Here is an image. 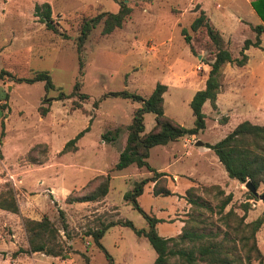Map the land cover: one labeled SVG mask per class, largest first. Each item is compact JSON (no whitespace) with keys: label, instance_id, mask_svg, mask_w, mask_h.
I'll use <instances>...</instances> for the list:
<instances>
[{"label":"rangeland","instance_id":"obj_1","mask_svg":"<svg viewBox=\"0 0 264 264\" xmlns=\"http://www.w3.org/2000/svg\"><path fill=\"white\" fill-rule=\"evenodd\" d=\"M41 1L51 4L56 32L33 13L34 4ZM120 1L0 0V188L11 186L19 205L17 212L0 208V264H84L83 253L91 262L105 264L108 259L87 234L90 229L119 218L148 228L147 217L123 194L136 181L152 175V171L136 163L111 170L124 146L132 110L141 103L107 93L125 88L147 97L156 82H164L165 113L191 126L194 116L189 101L195 90L205 84L209 52L195 42L198 53H193L181 27L190 32L191 20L200 8L204 9L220 29L227 46L238 56L244 39L256 37L245 20L262 22L259 14L251 10L250 0H123L132 10L122 26L102 33V21L98 22L78 51L76 35L82 18L102 10L117 11ZM260 37V46L245 49L248 60L244 65L224 64V84L217 94V109L208 100L202 106L205 127L150 148L148 163L167 173V185L175 194H153V182L148 180L136 198L148 214L159 218L155 228L164 236L178 233L176 219L184 224L198 213L195 224H206L198 228L225 229L215 208L219 196L215 189L204 186L219 184L225 193L232 192L224 212L232 207L242 214L239 205L248 200L250 207L244 221L263 217L255 233L263 259H253L252 264H264V201L260 196L248 198L245 182L229 177L205 143L222 138L243 119L264 124V32ZM40 69L48 70L55 88L46 90L42 80H16L17 76H29ZM76 81H80L78 91L86 93V97L75 93L53 98L49 110L45 114L39 112L40 104L47 105L42 101L44 94L54 97L60 90L69 94ZM73 99L82 100L86 112L74 108ZM143 119L144 131H148L154 124V113L144 110ZM87 125L89 129L76 141L77 148L62 152L65 142ZM116 126L121 127L116 139L102 138L104 131ZM197 140L202 143L196 144ZM37 142L47 143V159L39 163L26 161V152ZM42 155L39 151L38 157ZM98 173L110 174L109 189L102 198L65 202L70 190L80 189ZM190 185L215 206L213 210L206 205L195 207L187 201L185 191ZM262 189L261 184L257 191ZM59 207L65 211L70 233L68 237L61 229L59 235L64 245L70 244L67 257L20 251L28 246L25 220L47 214L60 227ZM200 219L204 223L197 221ZM101 242L116 264H152L156 256L148 239L130 225H110Z\"/></svg>","mask_w":264,"mask_h":264},{"label":"trees","instance_id":"obj_2","mask_svg":"<svg viewBox=\"0 0 264 264\" xmlns=\"http://www.w3.org/2000/svg\"><path fill=\"white\" fill-rule=\"evenodd\" d=\"M251 4L259 14L262 22L249 23L250 28L256 32V37L254 40L250 38L244 39L238 56L234 55L227 46L220 29L204 9L200 8L199 12L191 20L190 32L185 26L181 27L184 40L193 53H198L195 42H200L209 52V57L206 61L209 65V70L205 84L195 90L189 101L194 116L193 125L185 126L165 113L163 94L167 85L163 82H156L147 97L128 91L125 88L107 93L129 97L141 103L132 110L131 119L126 125L127 132L124 146L119 151L118 158L112 165L111 170L121 169L130 163H136L138 166H146L152 171V175L136 181L133 187L123 194L126 200L132 202L133 206L147 217L148 228L137 227L130 219L119 218L106 223L101 222L99 227L92 228L87 232V234L92 236L93 242L97 247L105 253L108 259L105 264H116L112 255L101 242V237L105 230L115 223L130 225L138 235H144L148 239L156 252L152 264H252L253 259L262 261L263 253L256 243L255 235L263 222L262 215H258L252 220L244 221L250 207L248 200L241 202L239 205L243 210L242 214H237L232 207H229L224 212V207L232 198V192L225 193L219 184H211L204 186V188L215 189V194L219 196V202L214 207L216 212L219 213L221 221L226 226L223 230L209 229L206 231L200 229L201 227L204 228L206 224L204 226L195 224L196 219L199 218L198 213L197 215L192 214L193 216L189 219L192 222L191 225H188L189 220H186L180 232L176 235H161L155 228L159 218L148 214L136 199L143 191V186L148 180L153 182L151 188L153 194L167 195L174 193L167 185V173L155 169L148 163L149 150L155 144H164L184 135L195 134L205 127V113L202 110V106L208 100L211 107L217 109V94L221 91L224 84V64L229 62L238 66L244 65L248 60L245 49L250 45L260 46L261 44L260 36L264 32V0H251ZM131 10V6L122 0L119 2L117 11L102 10L94 15L84 16L76 35L77 50H82L84 41L91 28L98 22L102 21L101 32L109 33L115 28L122 26ZM33 13L47 28L55 32L58 30L56 21L53 19L51 4L48 1L36 2ZM82 66L83 63L80 57L79 68L81 71ZM16 80L26 82L42 80L46 90L55 88L51 75L46 69L37 70L29 76H17ZM79 86L80 81H76L73 90L69 94L61 90L54 97L44 94L42 101H46L47 105L40 104L38 106L39 112L45 114L49 110V103L53 98L62 99L75 93L79 94L80 97H86V93L78 91ZM73 107L80 108L83 112H86L82 100L73 99ZM144 110H150L154 113V124L148 131H144ZM91 120L92 116H90L89 122ZM88 129L89 125L68 139L61 151L76 149L77 139ZM120 131V126L107 129L103 132L102 138L107 141L114 140ZM205 144L216 154L229 177L236 178L242 183L250 180L256 191L248 190V198H258L260 196L264 201V124L255 123L248 119L240 120L222 138L212 143L206 142ZM39 151L43 153L42 157H38ZM47 157V143L37 142L26 152L25 159L31 163H39L47 159ZM109 182V173H98L91 177L80 189L70 190L64 200L67 203L98 200L108 192ZM261 184L263 189L258 192L257 189ZM196 188L193 185L186 188L185 196L187 201L195 207L206 205L210 210H213L214 207L195 192ZM0 208L13 212L19 210L18 201L11 186L6 185L4 188H0ZM58 215L60 227L47 214H43L38 219L27 218L25 220V229L28 246L19 250H24L25 252L40 251L52 256L67 257L70 244L64 245L59 238L61 229L66 236H70L68 221L63 208H58ZM197 221L204 223L203 219ZM17 251L18 249L13 251L12 254L17 253ZM83 255L84 264H99L91 262L89 256L85 253Z\"/></svg>","mask_w":264,"mask_h":264},{"label":"crops","instance_id":"obj_3","mask_svg":"<svg viewBox=\"0 0 264 264\" xmlns=\"http://www.w3.org/2000/svg\"><path fill=\"white\" fill-rule=\"evenodd\" d=\"M250 4H251V0H250ZM251 10L253 11V12H255L256 14H258L256 11H255V9L253 8V6H252V4H251ZM242 16H239V19L240 20H242ZM260 20H261V18H260ZM262 21V20H261ZM245 23L248 25L249 23H253L252 21H249V20H245ZM253 24H255V23H253ZM164 83V82H163ZM219 160V159H218ZM227 173V172H226ZM167 175V174H166ZM168 176V175H167ZM169 188L174 192V193H172V194H175V190L174 189H172L170 186H169ZM178 198H179V195H178ZM182 198V197H181ZM182 200V199H181ZM179 201V200H178ZM175 221H177L178 223H177V226H178V229L176 230V232H179L180 231V229H181V226H182V224H183V222H182V220H180V219H176ZM165 236H169V235H165ZM35 253H37L36 251L35 252H33V254H35ZM64 259V258H63Z\"/></svg>","mask_w":264,"mask_h":264},{"label":"water","instance_id":"obj_4","mask_svg":"<svg viewBox=\"0 0 264 264\" xmlns=\"http://www.w3.org/2000/svg\"><path fill=\"white\" fill-rule=\"evenodd\" d=\"M201 143L202 142L200 140L196 141V144H201ZM244 184L248 190L253 191V192L256 191L255 187L251 184L250 180H247Z\"/></svg>","mask_w":264,"mask_h":264}]
</instances>
